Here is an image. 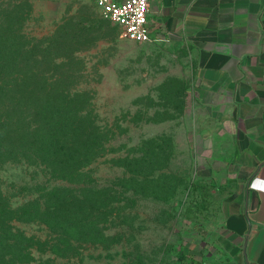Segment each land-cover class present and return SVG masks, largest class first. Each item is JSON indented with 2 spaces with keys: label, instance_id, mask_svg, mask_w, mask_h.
<instances>
[{
  "label": "rangeland",
  "instance_id": "374dc122",
  "mask_svg": "<svg viewBox=\"0 0 264 264\" xmlns=\"http://www.w3.org/2000/svg\"><path fill=\"white\" fill-rule=\"evenodd\" d=\"M2 14L35 74L41 123L59 116L71 143L0 165L4 202L31 203L12 212L16 246L0 264H219L230 141L180 56L125 39L97 0H0ZM35 201L86 226L35 215Z\"/></svg>",
  "mask_w": 264,
  "mask_h": 264
},
{
  "label": "crops",
  "instance_id": "0c3cea01",
  "mask_svg": "<svg viewBox=\"0 0 264 264\" xmlns=\"http://www.w3.org/2000/svg\"><path fill=\"white\" fill-rule=\"evenodd\" d=\"M149 3L151 39L180 56L222 140L230 141L236 189L224 205L212 259L264 264V0Z\"/></svg>",
  "mask_w": 264,
  "mask_h": 264
},
{
  "label": "trees",
  "instance_id": "16d2710c",
  "mask_svg": "<svg viewBox=\"0 0 264 264\" xmlns=\"http://www.w3.org/2000/svg\"><path fill=\"white\" fill-rule=\"evenodd\" d=\"M7 23V18L2 14L0 16V165L10 160H25V157L28 158L30 155H35L37 159L38 157L51 159L58 153L63 154L69 150L68 144L71 142L64 139L58 127L59 116L54 117L56 123L53 127L41 123L42 119L44 120V111L43 107L39 109L40 91L37 85L30 81L35 78V74L27 70L24 56L26 51L17 44L20 36L7 31L4 27ZM50 104L51 110H58L57 103ZM50 112L53 116L60 111ZM53 148H57V151ZM34 204L35 215L45 214L48 219H58L60 222L62 220L71 228L86 226V222L77 224L67 215L62 219L56 208L46 210L38 201ZM29 205L31 203L25 206ZM25 206L13 208L4 202L0 192V251L16 246L13 237L18 231L13 225L18 220L12 218L11 214L28 210L29 207L27 209Z\"/></svg>",
  "mask_w": 264,
  "mask_h": 264
},
{
  "label": "built area",
  "instance_id": "2783aa9c",
  "mask_svg": "<svg viewBox=\"0 0 264 264\" xmlns=\"http://www.w3.org/2000/svg\"><path fill=\"white\" fill-rule=\"evenodd\" d=\"M103 19L121 28L122 36L139 44L152 41L149 32V0H97Z\"/></svg>",
  "mask_w": 264,
  "mask_h": 264
}]
</instances>
